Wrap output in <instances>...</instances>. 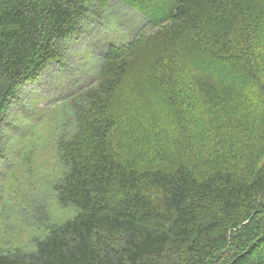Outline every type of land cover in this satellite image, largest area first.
<instances>
[{
  "label": "trees",
  "instance_id": "1",
  "mask_svg": "<svg viewBox=\"0 0 264 264\" xmlns=\"http://www.w3.org/2000/svg\"><path fill=\"white\" fill-rule=\"evenodd\" d=\"M113 1L150 30L69 102L53 191L76 215L0 264H264V0H0V157L18 89Z\"/></svg>",
  "mask_w": 264,
  "mask_h": 264
},
{
  "label": "rangeland",
  "instance_id": "2",
  "mask_svg": "<svg viewBox=\"0 0 264 264\" xmlns=\"http://www.w3.org/2000/svg\"><path fill=\"white\" fill-rule=\"evenodd\" d=\"M93 8L78 34L59 45L60 60L19 88L7 109L0 157V250L34 252L51 227L74 218L76 211L60 206L53 191L62 172L56 143L75 124L69 102L94 84L109 47L125 46L142 29L150 30L143 16L120 2Z\"/></svg>",
  "mask_w": 264,
  "mask_h": 264
}]
</instances>
